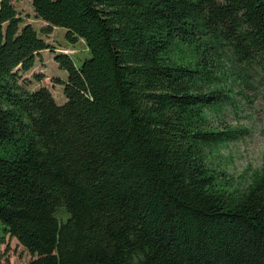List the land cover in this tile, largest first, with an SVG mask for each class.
Returning <instances> with one entry per match:
<instances>
[{
	"label": "trees",
	"instance_id": "trees-1",
	"mask_svg": "<svg viewBox=\"0 0 264 264\" xmlns=\"http://www.w3.org/2000/svg\"><path fill=\"white\" fill-rule=\"evenodd\" d=\"M32 6L40 29L0 0V243L23 264H264V154L243 184L216 161L247 130L235 87L264 82V0ZM53 27L89 53L54 54L61 104L19 81Z\"/></svg>",
	"mask_w": 264,
	"mask_h": 264
},
{
	"label": "rangeland",
	"instance_id": "rangeland-1",
	"mask_svg": "<svg viewBox=\"0 0 264 264\" xmlns=\"http://www.w3.org/2000/svg\"><path fill=\"white\" fill-rule=\"evenodd\" d=\"M11 1L24 22L31 23L36 29L47 24L36 15L32 0ZM65 32L64 28L53 27L49 34H42L50 47L37 54L33 67L26 72H20L19 79L29 89H35L40 85L47 86L59 104L65 101V96L63 86L56 78L65 79L66 71L60 69L54 61V54L58 52L70 54L76 62L89 55L83 40L78 39L75 43H71L67 40ZM240 86L244 87L246 96L240 94L237 91L240 87L236 86L235 98L238 101V108L235 111L228 109L224 115L228 123L244 126L247 130L241 139L221 147L216 161L227 176L243 184L252 172L261 166L264 154V82L262 83L252 73L250 83ZM57 214L65 217L61 208L58 209ZM2 233L3 225L0 221V235ZM32 257L14 237L6 235L4 242L0 243V260L4 262L6 260V264H23Z\"/></svg>",
	"mask_w": 264,
	"mask_h": 264
},
{
	"label": "built area",
	"instance_id": "built-area-1",
	"mask_svg": "<svg viewBox=\"0 0 264 264\" xmlns=\"http://www.w3.org/2000/svg\"><path fill=\"white\" fill-rule=\"evenodd\" d=\"M2 263H4V261H1Z\"/></svg>",
	"mask_w": 264,
	"mask_h": 264
}]
</instances>
